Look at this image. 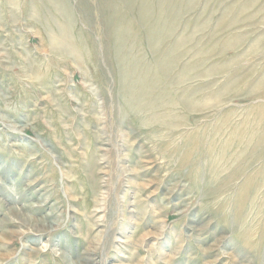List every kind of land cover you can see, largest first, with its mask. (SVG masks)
<instances>
[{"label": "rangeland", "instance_id": "374dc122", "mask_svg": "<svg viewBox=\"0 0 264 264\" xmlns=\"http://www.w3.org/2000/svg\"><path fill=\"white\" fill-rule=\"evenodd\" d=\"M109 1L0 0V264H264V0H147L122 70Z\"/></svg>", "mask_w": 264, "mask_h": 264}, {"label": "bare ground", "instance_id": "6f19581e", "mask_svg": "<svg viewBox=\"0 0 264 264\" xmlns=\"http://www.w3.org/2000/svg\"><path fill=\"white\" fill-rule=\"evenodd\" d=\"M120 1V3L126 5L125 9L127 10L128 12V16L129 17H122L118 14V11L114 9V5L113 3L111 5H109L111 3V1H109L108 3V8H111V10L113 9L114 11V16L112 17V23H113V27L115 29L114 33L116 34L115 36V44H114V50L116 49L117 50V58L119 60V64L118 66L120 65V70L123 69L124 67V64L126 63V61L123 60L124 58V55H125V46L127 45V41H129V39H135L133 40L134 42H139L138 39H140V37H145L147 39H151V42L155 45V43L159 40V39H163L165 40L167 37L164 36V37H158L157 38V33L160 34L161 31H163V28L164 26L162 25H159L158 21L157 20H154L152 19V17L150 16V12H149V2L147 0H143L141 1V3L138 5L139 7L137 8V11L139 12V16L141 17L142 19V22H143V25L145 24L146 25V32H144V34L139 30V28L143 27L142 25L141 26H138L139 25V20L137 21L135 18H133V15L135 16L134 12L132 11V9L134 10L133 8V5H134V2L137 1V0H118ZM166 1V0H165ZM105 2V1H104ZM113 2V1H112ZM130 2V3H129ZM172 4H173V1H171ZM136 3V2H135ZM138 3V2H137ZM161 5V4H160ZM170 8L168 9H174L172 7H175L174 5L171 7V4L169 5ZM167 8V7H166ZM136 9V8H135ZM163 9V8H162ZM164 11V10H163ZM170 13L169 14H172L171 13V10H169ZM173 11V10H172ZM179 12V11H178ZM124 14V13H123ZM158 14V13H157ZM174 14V13H173ZM111 15V14H110ZM127 15V14H126ZM168 15V14H166ZM165 15V16H166ZM177 13L174 15V18L176 17ZM169 16V15H168ZM167 17V16H166ZM126 18L128 19H133V21H128L126 20ZM154 18V17H153ZM161 18V17H160ZM163 18V16H162ZM161 18V19H162ZM167 19V18H166ZM178 20V19H176ZM127 21V23L125 22ZM162 20H160L161 22ZM165 21V20H164ZM126 23V24H125ZM168 23V22H167ZM172 23V22H170ZM173 23H175L173 21ZM170 25V24H169ZM175 25V24H173ZM167 26V24H166ZM176 26V25H175ZM174 26V27H175ZM108 27V26H107ZM168 27V26H167ZM171 26L170 29L174 28ZM145 28V27H144ZM143 28V29H144ZM170 29H167V33L170 31ZM173 30L172 29V33H173ZM164 34V33H163ZM164 35H167V34H164ZM169 36V35H168ZM166 37V38H165ZM137 38V39H136ZM165 38V39H164ZM171 38V37H170ZM169 39V38H168ZM132 41V40H131ZM132 41V42H133ZM166 41V40H165ZM149 42V41H148ZM150 42V44H151ZM53 44L55 45H59L61 47L64 48L65 52L66 53H71L73 54L74 56L78 57L77 55H75V51L73 49V45L71 46L70 44H67V39L66 37L62 36L61 33L58 37H54L53 38ZM152 44V45H153ZM129 45V44H128ZM154 45L152 47H154ZM130 46V45H129ZM128 46V47H129ZM156 46V45H155ZM93 50V49H92ZM93 53V52H92ZM115 53V52H114ZM158 53V52H157ZM162 53V52H161ZM70 54V55H71ZM160 55V54H158ZM165 55V54H163ZM72 56V55H71ZM162 56V55H161ZM166 56V55H165ZM115 57V56H114ZM164 57V56H163ZM158 59V58H157ZM163 59V58H162ZM117 60V59H116ZM118 62V61H117ZM163 62V61H162ZM167 62V61H166ZM166 62H164L166 64ZM170 64V63H169ZM160 65H162L160 63ZM159 65V66H160ZM117 66V67H118ZM165 68L166 66L163 65ZM170 66V65H169ZM116 67V68H117ZM168 67V66H167ZM172 67V66H171ZM160 70H163L165 71V69L163 67H158ZM169 68V67H168ZM167 69V68H166ZM118 70H119V67H118ZM117 70V78L119 79V83H121V85L124 83L126 85V90L129 91L130 94H132V98L129 99L126 107H128L131 111L133 110L134 112H139V111H144V112H149V111H152L154 105L156 104L158 98L160 99V95L157 94L158 96L155 97H149V95L153 92V91H156L157 89H160L161 88L163 90H166L168 89V86L166 85V83L163 81L162 77H163V74L159 77V76H156V73L154 72L151 73L152 75H150V71L147 72V79L143 78L141 79L140 81L143 82V84L141 85V88H139L138 90H135L134 87L131 89V86H129V84L131 83H128L127 82V75L124 74H120V72H118ZM171 71V70H170ZM134 73V72H132ZM189 74V73H188ZM167 75V74H166ZM166 79V78H165ZM229 81V80H228ZM167 90L165 92H161V93H166ZM212 94V93H211ZM165 96V95H163ZM197 97V96H196ZM149 100V101H148ZM188 104V103H187ZM197 105V103L195 104ZM169 106H172V104L170 103ZM194 106V105H193ZM195 107V106H194ZM197 107V106H196ZM198 107H199V103H198ZM256 121V120H255ZM254 122V121H253ZM259 122V121H258ZM263 122V121H262ZM249 133V132H248ZM251 133V132H250ZM237 137V135H236ZM249 139V138H248ZM235 143H238V145H240L242 148L244 149H241V151H238L239 153H237L238 155H241L245 152V147H246V139L245 137L241 136V138L239 140H235V141H227L224 143V145L227 146V148H229L232 144H235ZM208 145V144H207ZM248 148V147H247ZM197 148L193 147V149L191 150V154L193 152L197 153V155L199 154V152L196 150ZM215 149V146L214 145H211L209 146V148H206V151L205 152V155L207 156L208 154L210 155L211 154V151H213ZM195 155V154H194ZM211 156V155H210ZM249 157V156H248ZM187 158H188V155H187ZM262 158V157H261ZM247 163V162H246ZM248 164V163H247ZM246 166V165H245ZM88 263V262H87Z\"/></svg>", "mask_w": 264, "mask_h": 264}]
</instances>
